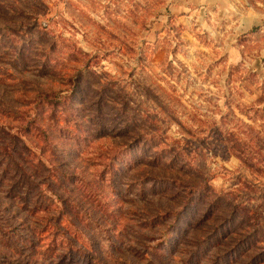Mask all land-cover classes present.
Returning a JSON list of instances; mask_svg holds the SVG:
<instances>
[{"label":"rangeland","instance_id":"obj_1","mask_svg":"<svg viewBox=\"0 0 264 264\" xmlns=\"http://www.w3.org/2000/svg\"><path fill=\"white\" fill-rule=\"evenodd\" d=\"M189 1L0 0V264H264V5Z\"/></svg>","mask_w":264,"mask_h":264},{"label":"crops","instance_id":"obj_2","mask_svg":"<svg viewBox=\"0 0 264 264\" xmlns=\"http://www.w3.org/2000/svg\"><path fill=\"white\" fill-rule=\"evenodd\" d=\"M253 0H190L189 2L191 4L194 5H198L201 7H211L213 5L216 6V8H218L219 10H233V9H244L243 6L247 5L248 8H253L254 9V4H252ZM257 1H259V4H263L264 2H262L263 0H256V4ZM252 5V6H251Z\"/></svg>","mask_w":264,"mask_h":264},{"label":"trees","instance_id":"obj_3","mask_svg":"<svg viewBox=\"0 0 264 264\" xmlns=\"http://www.w3.org/2000/svg\"><path fill=\"white\" fill-rule=\"evenodd\" d=\"M59 228V223L57 221L52 223L51 230H57ZM86 264H92V260H87Z\"/></svg>","mask_w":264,"mask_h":264}]
</instances>
